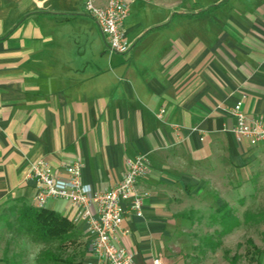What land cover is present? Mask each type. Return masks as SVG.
I'll return each instance as SVG.
<instances>
[{"label": "crops", "instance_id": "1", "mask_svg": "<svg viewBox=\"0 0 264 264\" xmlns=\"http://www.w3.org/2000/svg\"><path fill=\"white\" fill-rule=\"evenodd\" d=\"M198 1L134 0L121 55L109 54L83 0H0V209L32 205L30 162L61 174L79 161L82 183L104 191L145 156L143 217H125L120 245L151 264L169 227L231 208L230 170L264 157V143L229 132L228 113L245 96L243 113L264 119V0ZM47 209L76 213L63 201ZM72 225L77 243L61 257L85 264V228Z\"/></svg>", "mask_w": 264, "mask_h": 264}, {"label": "built area", "instance_id": "2", "mask_svg": "<svg viewBox=\"0 0 264 264\" xmlns=\"http://www.w3.org/2000/svg\"><path fill=\"white\" fill-rule=\"evenodd\" d=\"M133 2L105 0L104 4H99L97 0H83L84 12L97 25L109 54L125 55L131 49L132 43L126 40L122 25ZM241 100L228 110L234 119L229 132L238 142L246 141L250 147H257L264 143V119L248 118L242 111ZM162 113L161 110L159 118ZM81 167L79 161H71L63 166L60 174L43 160L30 162L27 178L35 184L32 206L47 209L49 201H63L75 208L70 222L84 225L92 257L85 264H136L133 254L121 247L120 236L127 233L122 230L127 215L143 217L146 194L138 190L137 184L150 173L147 158L137 156L127 161L122 179L104 191H94L90 185L82 183ZM151 264H164V261L158 256Z\"/></svg>", "mask_w": 264, "mask_h": 264}, {"label": "rangeland", "instance_id": "3", "mask_svg": "<svg viewBox=\"0 0 264 264\" xmlns=\"http://www.w3.org/2000/svg\"><path fill=\"white\" fill-rule=\"evenodd\" d=\"M220 1L199 0L196 8L208 6L215 10ZM250 164L229 172L231 189L225 198L238 220L237 226L220 236L222 226L210 218L212 210L199 212L184 225L168 228L161 246L162 259L168 264H264V157ZM2 214L13 222L7 208L0 209ZM42 249L41 244L16 234L0 220V264H36Z\"/></svg>", "mask_w": 264, "mask_h": 264}, {"label": "trees", "instance_id": "4", "mask_svg": "<svg viewBox=\"0 0 264 264\" xmlns=\"http://www.w3.org/2000/svg\"><path fill=\"white\" fill-rule=\"evenodd\" d=\"M6 208L13 222L8 221L6 214L0 215V220L6 222L7 228L43 246L35 259L36 264H72L70 257H61L68 246L77 243L74 227L68 219L48 209H36L26 203ZM214 214L216 216L214 215L213 221L217 220L222 226L220 236L230 233L238 224L233 210L227 205L217 208Z\"/></svg>", "mask_w": 264, "mask_h": 264}]
</instances>
